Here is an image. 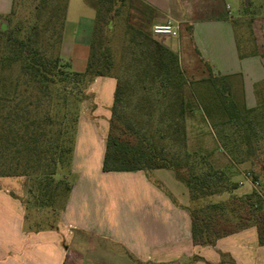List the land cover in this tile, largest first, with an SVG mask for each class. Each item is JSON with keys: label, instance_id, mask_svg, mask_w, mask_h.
I'll return each instance as SVG.
<instances>
[{"label": "trees", "instance_id": "trees-1", "mask_svg": "<svg viewBox=\"0 0 264 264\" xmlns=\"http://www.w3.org/2000/svg\"><path fill=\"white\" fill-rule=\"evenodd\" d=\"M122 1L95 0L92 3L95 19L89 43L90 55L85 70L72 74V79L76 82L90 77L91 83L96 77L106 76L113 68L112 54L107 40L102 36L100 22L106 19L110 23L113 17L118 16L120 7L115 4ZM33 2L32 20L19 22L13 28L0 24V177H28V198L24 204L26 217L29 209H49L56 212L67 197L70 183L64 179L65 176L59 179L56 176L64 167L70 166L78 106L85 99L82 94L70 98L71 101L63 96L60 104L66 112L60 116L52 114L49 107L41 105L44 99L51 100L54 93H57L56 86L63 84L60 79V57L54 53V47L61 44L68 0ZM13 6L14 0L6 15L9 16H0V20L10 19L14 12ZM145 7L143 25L151 26L154 10L148 5ZM125 24L126 31L130 34V60L140 65L141 74L150 78V82L160 78L161 86L180 90L185 81L177 55L154 39L149 32L127 20ZM107 28L110 33V24ZM189 32L191 33V27ZM239 44L237 50L240 58L256 54L255 49L249 53L242 51ZM201 61L207 70V76L201 82L212 87L218 99L216 101L219 102L216 106L221 109L223 116L215 124L220 127L217 136L223 147L228 148L227 145L231 144L228 150H233L235 164L257 165L260 175L252 171L247 175L252 182H258L261 176L264 188V100L258 99L253 108L238 106L230 97V79L214 75L210 66ZM176 78L181 79L180 82ZM122 86L117 80L115 104L120 101ZM260 88L261 92L263 87ZM54 100L59 101L56 96ZM193 108L192 102L181 93L172 96L166 103L165 110L170 115L166 131L173 139L184 137V126L188 120L186 115ZM206 113L203 112L204 116L210 118L209 110ZM225 128L230 131L224 133ZM155 148L154 144L139 137L127 124L111 116L102 170L122 172L170 169L186 182L191 200L227 191L221 186H211L210 173L190 172L189 176L181 174L179 168L182 166L157 156ZM190 166L193 167L194 164ZM189 216L194 245L213 246L217 239L249 227L255 228L258 245H264V190L262 194L255 191L242 196L230 194L222 202L190 209ZM222 258L233 264L228 256L223 255ZM193 259L195 261L198 258Z\"/></svg>", "mask_w": 264, "mask_h": 264}, {"label": "crops", "instance_id": "crops-1", "mask_svg": "<svg viewBox=\"0 0 264 264\" xmlns=\"http://www.w3.org/2000/svg\"><path fill=\"white\" fill-rule=\"evenodd\" d=\"M1 1L0 15L9 14L8 7L2 11ZM142 1L163 17L153 24L171 23L166 4ZM254 22L256 54L243 58L224 13L194 20L189 33L199 59L214 75L240 80L247 108L264 100V17ZM114 91L115 83L106 79L95 78L89 85L94 107L79 114L68 171L70 190L55 223L29 225L24 206L28 177H0V264H77L80 257L67 254L79 248L91 264H229L223 255L233 264H264V245H258L254 227L219 238L213 246L192 243L189 210L215 203L218 195L191 200L186 182L170 169L102 170L110 120L106 104ZM244 178L250 189L241 196L251 192L250 179Z\"/></svg>", "mask_w": 264, "mask_h": 264}, {"label": "rangeland", "instance_id": "rangeland-1", "mask_svg": "<svg viewBox=\"0 0 264 264\" xmlns=\"http://www.w3.org/2000/svg\"><path fill=\"white\" fill-rule=\"evenodd\" d=\"M9 1V2H8ZM95 0H68L65 15L64 29L61 44L54 47V53L60 57V79L63 84L55 87L51 100L44 99L42 106L50 108L52 114L60 116L64 112L61 104L63 96L71 101L70 98L79 94L85 99L78 106V117L80 112H87L89 107L94 105L91 93H89L90 77L82 82L72 79L75 72H83L86 68L90 55L89 43L92 39L93 23L95 19V9L92 3ZM157 3L166 4L168 13H172L171 25L177 28L176 36H153L151 26L143 25L145 6L142 0H123L116 2L115 6L120 7V14L112 18L109 23L104 19L100 22L102 36L107 40L108 48L112 54L113 68L106 76L96 77L106 79L115 83L120 81L121 97L118 104L114 103V95L111 103L106 104L105 114L114 116L120 122L127 124L139 137L144 138L149 143L155 145V154L159 157L170 160L172 163L181 165L179 172L187 176L193 174H211V186L224 187L226 192H220L213 200L215 203L226 200L230 194L241 196L250 189V184L244 177L250 179L251 191L262 194L264 188L261 183V176L258 182H252L248 172L258 175L259 169L256 164L249 163L236 164L233 162L234 154L228 150L231 144L223 147L217 132L220 127L215 126L222 119V112L217 108V97L209 84L201 82L207 76V70L199 59L189 38V28L196 19L216 18L223 13L229 19L235 30L237 41L242 46V51L249 53L255 48L252 26L255 20L264 17V0H156ZM2 11L7 7L11 9L12 0H2ZM8 3V4H7ZM9 9V11H10ZM13 14L8 21L0 20L6 28H13L17 23L24 22L34 17L33 0H14ZM6 16V15H0ZM9 16V15H8ZM6 16L5 18H7ZM136 27L150 33V35L170 49L177 55L178 64L183 74L182 87L172 89L163 87L160 78L150 82V78L141 74L140 65L130 60L129 38L130 34L126 31V20ZM154 21L163 19L162 15L153 12ZM110 24L111 32L108 31ZM3 25V26H4ZM135 50V47H133ZM137 49V48H136ZM16 72V68L14 70ZM177 82H180L176 78ZM230 82V97L236 101L237 105H245L244 96L240 80L233 78ZM184 84V85H183ZM178 90V91H177ZM115 92V91H114ZM181 93L184 98L191 101L193 109L186 116L185 135L182 138L173 139L169 128L170 115L165 110V105L172 96ZM59 99L58 102L54 97ZM218 100V99H217ZM105 97L103 101L105 103ZM51 104V105H49ZM70 108V107H69ZM209 110L210 118L204 116ZM166 131V133L164 132ZM225 128L224 133L229 132ZM107 136V135H106ZM106 143V137L104 139ZM187 162V163H186ZM193 165L191 167L190 165ZM189 168H191L189 170ZM69 166L56 176L57 179L64 178L70 183ZM218 179L216 182L215 180ZM242 186L238 187V182ZM237 186V187H234ZM235 188V189H234ZM9 195L13 196L12 193ZM56 212L49 209H42L36 213L29 209L28 222L33 227H41L53 224L56 221ZM37 222V223H36ZM84 248H79L78 253H70L68 256H78L77 264H91L82 254ZM79 251L81 253L79 254Z\"/></svg>", "mask_w": 264, "mask_h": 264}, {"label": "built area", "instance_id": "built-area-1", "mask_svg": "<svg viewBox=\"0 0 264 264\" xmlns=\"http://www.w3.org/2000/svg\"><path fill=\"white\" fill-rule=\"evenodd\" d=\"M151 34L157 36H176L177 28L170 23L166 24H153L151 26Z\"/></svg>", "mask_w": 264, "mask_h": 264}, {"label": "water", "instance_id": "water-1", "mask_svg": "<svg viewBox=\"0 0 264 264\" xmlns=\"http://www.w3.org/2000/svg\"><path fill=\"white\" fill-rule=\"evenodd\" d=\"M171 264H176V263H171Z\"/></svg>", "mask_w": 264, "mask_h": 264}]
</instances>
